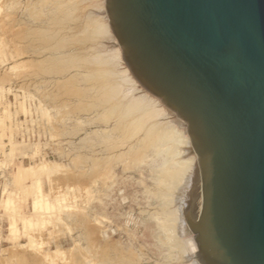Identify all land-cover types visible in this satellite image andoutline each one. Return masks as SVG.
<instances>
[{"label": "rangeland", "instance_id": "1", "mask_svg": "<svg viewBox=\"0 0 264 264\" xmlns=\"http://www.w3.org/2000/svg\"><path fill=\"white\" fill-rule=\"evenodd\" d=\"M48 1L0 0V264H109L114 243L122 257L156 264V239L145 240V211L158 209L146 190L148 165L102 161L110 151L101 152L93 133L100 115L77 105L88 100L78 94L84 82L70 76L79 69L68 62L74 49L48 45L82 32L59 36ZM30 28L53 29L58 40Z\"/></svg>", "mask_w": 264, "mask_h": 264}, {"label": "water", "instance_id": "2", "mask_svg": "<svg viewBox=\"0 0 264 264\" xmlns=\"http://www.w3.org/2000/svg\"><path fill=\"white\" fill-rule=\"evenodd\" d=\"M136 77L189 123L184 213L203 264H264V0H107ZM176 110V111H177Z\"/></svg>", "mask_w": 264, "mask_h": 264}, {"label": "bare ground", "instance_id": "3", "mask_svg": "<svg viewBox=\"0 0 264 264\" xmlns=\"http://www.w3.org/2000/svg\"><path fill=\"white\" fill-rule=\"evenodd\" d=\"M106 1H48L49 3L51 2L49 12L52 13V16L51 18L48 17L47 21L51 20L53 24L49 23V21L48 23L53 26L56 25L54 23L61 24V27L59 25L56 27H60L59 36L64 37L74 31L82 32L78 36L71 38L70 43L64 41V43H59L58 39L55 38L58 36L57 31L50 30V28L47 29L49 30L48 32L46 29L45 31L43 29L37 32L36 30L41 29V26L38 29L36 28V30L31 28L28 30L37 32V36H41L40 33L44 31L43 33H48L47 35L50 33V38L54 37L57 39L54 40L58 43L51 39L56 44L53 43L54 46H52V42L48 44L47 41L50 46L47 45V47L49 48L54 47L58 51L62 50L63 47H72L71 49H74L70 57L72 61H68L69 56L66 59L73 64H71L72 66H78L79 69L75 72L76 74L73 71L74 74L70 76L73 77V80L84 82V84L82 83L83 88L79 89L81 85H78V94L84 97L83 101L85 99L88 100L87 103L80 102L77 105H82L80 108H83V110L81 111H84V109H87L86 111L88 109L95 110L100 115V118L96 119L99 128L92 132L96 136L95 140L99 141V143L102 141L100 143L101 152L107 153L110 151L109 155L102 157L104 159L102 161L109 162V160H112L113 162L124 163L123 161L128 159L127 161L131 164L146 162L148 165L147 170L152 179V186L150 188L146 186V190L153 199L158 201V209L152 212L145 211L147 212L144 215L146 226L145 240L156 239L160 256L156 264H203L196 255L199 247L195 234H198L199 231L194 232V235L191 234L192 229L184 213V202L193 184V173L197 157L200 168V181L197 186L200 185V187L196 194L200 192V195L195 201L197 206L195 213L202 210L204 204L202 165L189 131L190 122L182 118L180 112L168 103L165 95L159 94L136 77L124 55H121L122 49H120L121 46H118V37H116L117 35L111 26ZM41 4L39 3L38 6ZM90 5H92V9L88 13L85 10ZM29 12L31 11L29 10ZM34 39L38 40L36 37ZM43 40L41 39L40 43H43ZM47 47L44 48L46 49ZM49 48L48 52L50 51ZM54 48H51V50ZM64 52L67 53V51ZM63 56L64 54L59 55L61 59ZM64 58L63 63L64 61L66 62ZM58 60L55 63H58ZM60 61L62 62V60ZM61 62L60 64H62ZM52 63L48 67L55 70L59 64L57 65L56 63V67H53ZM46 64H48V61L44 65ZM41 65L43 66V64ZM68 65L66 64L65 66L68 68ZM46 66L45 68L47 69ZM59 66V68L57 67L58 70L63 65ZM53 70L48 73L53 72ZM71 85H73V82ZM74 90H77V87L76 89L73 88ZM117 147H120V149L118 150ZM125 164L123 169L126 166V168H129V164ZM107 165L109 164L107 163ZM168 229H171V234L170 232L168 233ZM113 245V258L112 261H109L111 264L141 263L139 261V263H135L134 259L132 260L128 256L122 257L120 252L117 254L116 244L114 243ZM172 245L180 253L178 260H175L176 262H174L176 257H173L174 254L171 250Z\"/></svg>", "mask_w": 264, "mask_h": 264}]
</instances>
